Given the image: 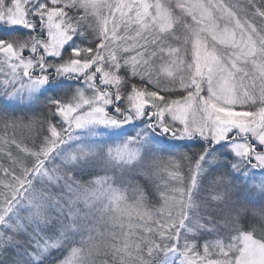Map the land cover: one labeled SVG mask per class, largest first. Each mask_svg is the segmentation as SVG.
Wrapping results in <instances>:
<instances>
[{
	"label": "snow or ice",
	"instance_id": "6c2138e0",
	"mask_svg": "<svg viewBox=\"0 0 264 264\" xmlns=\"http://www.w3.org/2000/svg\"><path fill=\"white\" fill-rule=\"evenodd\" d=\"M0 264H264V0H0Z\"/></svg>",
	"mask_w": 264,
	"mask_h": 264
},
{
	"label": "rangeland",
	"instance_id": "374dc122",
	"mask_svg": "<svg viewBox=\"0 0 264 264\" xmlns=\"http://www.w3.org/2000/svg\"><path fill=\"white\" fill-rule=\"evenodd\" d=\"M102 175V173H101ZM250 223L255 224L257 227H259V223L257 221H250ZM211 237H205V239H210Z\"/></svg>",
	"mask_w": 264,
	"mask_h": 264
}]
</instances>
